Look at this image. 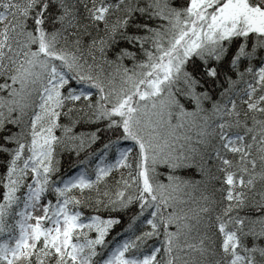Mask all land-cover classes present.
Here are the masks:
<instances>
[{
  "label": "snow or ice",
  "instance_id": "1",
  "mask_svg": "<svg viewBox=\"0 0 264 264\" xmlns=\"http://www.w3.org/2000/svg\"><path fill=\"white\" fill-rule=\"evenodd\" d=\"M0 264H264V0H0Z\"/></svg>",
  "mask_w": 264,
  "mask_h": 264
}]
</instances>
